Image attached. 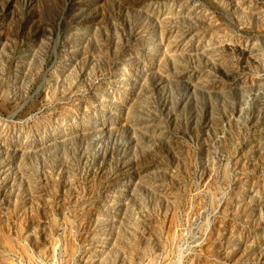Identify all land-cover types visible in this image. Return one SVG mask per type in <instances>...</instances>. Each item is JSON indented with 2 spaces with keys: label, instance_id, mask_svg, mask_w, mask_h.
I'll list each match as a JSON object with an SVG mask.
<instances>
[{
  "label": "rangeland",
  "instance_id": "rangeland-1",
  "mask_svg": "<svg viewBox=\"0 0 264 264\" xmlns=\"http://www.w3.org/2000/svg\"><path fill=\"white\" fill-rule=\"evenodd\" d=\"M0 264H264V0H0Z\"/></svg>",
  "mask_w": 264,
  "mask_h": 264
}]
</instances>
